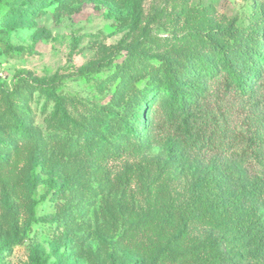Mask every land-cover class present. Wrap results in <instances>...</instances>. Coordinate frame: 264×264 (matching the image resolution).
<instances>
[{"label": "rangeland", "instance_id": "1", "mask_svg": "<svg viewBox=\"0 0 264 264\" xmlns=\"http://www.w3.org/2000/svg\"><path fill=\"white\" fill-rule=\"evenodd\" d=\"M250 4L23 0L21 12L6 13L0 3V264H140L135 234L152 213L197 189L207 197L209 180L230 194L260 170L240 157L235 136L263 129L264 76L246 96L209 80L193 138L168 116L164 94L142 103L153 86L163 89L159 72L131 77L156 69L155 54L191 44L196 29L247 23ZM102 58L113 59L78 75ZM21 70L66 76L53 93L26 94ZM231 238L234 253L247 254Z\"/></svg>", "mask_w": 264, "mask_h": 264}, {"label": "trees", "instance_id": "2", "mask_svg": "<svg viewBox=\"0 0 264 264\" xmlns=\"http://www.w3.org/2000/svg\"><path fill=\"white\" fill-rule=\"evenodd\" d=\"M22 1L0 0V3L8 6L6 13H16L21 12ZM193 32L196 38L191 44L155 54L160 62L156 69L147 66L131 76L132 81H138L159 72L163 89L153 86L142 103L150 100L155 103L158 94H164L168 100V116L178 119L190 138L197 131L194 109L206 96L209 80L221 77L227 89L246 96L252 95L259 78L264 76V0H251L245 24L230 21L219 27L211 23ZM13 48L5 46L9 51ZM112 59L102 58L95 64L79 67L78 75L84 76L89 69L110 64ZM65 76L56 72L39 77L29 70L19 71L26 94L35 90L53 93L54 86ZM149 107L147 114L152 120L153 110ZM137 122L140 129L147 128L145 116H138ZM260 124L263 129L257 126L235 136L243 145L240 157L249 159V166L257 164L260 170L251 167L253 173L247 180L235 182L230 194L218 190L209 180L207 197L201 198L202 192L197 189L183 205L167 203L157 218H154L157 213H152L149 224L145 222L135 234L140 264H242V257L264 263V118ZM21 130L24 132V126ZM85 139L89 141L87 136ZM119 155L118 151L114 157ZM230 235L231 240L243 242L247 254L234 253L236 246L227 245Z\"/></svg>", "mask_w": 264, "mask_h": 264}]
</instances>
